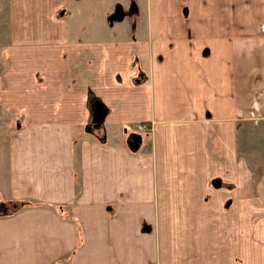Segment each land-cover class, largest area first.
<instances>
[{
  "label": "crops",
  "instance_id": "crops-1",
  "mask_svg": "<svg viewBox=\"0 0 264 264\" xmlns=\"http://www.w3.org/2000/svg\"><path fill=\"white\" fill-rule=\"evenodd\" d=\"M116 1L0 0V264H264V0Z\"/></svg>",
  "mask_w": 264,
  "mask_h": 264
},
{
  "label": "rangeland",
  "instance_id": "rangeland-1",
  "mask_svg": "<svg viewBox=\"0 0 264 264\" xmlns=\"http://www.w3.org/2000/svg\"><path fill=\"white\" fill-rule=\"evenodd\" d=\"M109 0H100V3L103 5L104 3H108ZM129 3V4H128ZM138 3V4H137ZM144 0H117L114 8L115 11L112 15L108 17V20L115 18L116 14L120 11L125 12L135 19L136 17L145 15V11L143 8ZM129 5V9H127ZM264 27V22H263ZM1 28V27H0ZM1 35V34H0ZM2 37L0 36V46L2 43ZM1 62V61H0ZM1 64V63H0ZM97 116V115H96ZM95 115L91 117L89 127L94 129L96 123H99L95 120ZM20 119L18 117L12 116L7 113L3 108L0 106V175H4L5 173V164H6V154H7V143L10 137L11 132L17 127ZM14 208V205L11 202H1L0 203V210H11Z\"/></svg>",
  "mask_w": 264,
  "mask_h": 264
},
{
  "label": "trees",
  "instance_id": "trees-1",
  "mask_svg": "<svg viewBox=\"0 0 264 264\" xmlns=\"http://www.w3.org/2000/svg\"><path fill=\"white\" fill-rule=\"evenodd\" d=\"M94 99L100 104V105H102L103 107H104V110H103V107L102 106H99V105H96V107H95V105H94V107L96 108V118H95V120L96 121H98V119H97V117H98V114L100 113V116L102 117V115L104 114V112H105V109H106V107H105V105L102 103V101L99 99V98H97V97H94ZM94 100V101H95ZM91 102L90 103H92L93 102V99H91L90 100ZM90 124V123H89ZM89 124H88V127H89ZM99 123H96V125L94 126V127H96L97 125H98ZM101 125V124H100ZM90 129L92 128V127H89ZM93 129V128H92ZM14 203H15V207H19L20 205H22V203H23V201H19V200H15L14 201Z\"/></svg>",
  "mask_w": 264,
  "mask_h": 264
},
{
  "label": "built area",
  "instance_id": "built-area-1",
  "mask_svg": "<svg viewBox=\"0 0 264 264\" xmlns=\"http://www.w3.org/2000/svg\"><path fill=\"white\" fill-rule=\"evenodd\" d=\"M136 128L139 130H144V129L148 128V125L146 123L142 122V123H138L136 125Z\"/></svg>",
  "mask_w": 264,
  "mask_h": 264
},
{
  "label": "flooded vegetation",
  "instance_id": "flooded-vegetation-1",
  "mask_svg": "<svg viewBox=\"0 0 264 264\" xmlns=\"http://www.w3.org/2000/svg\"><path fill=\"white\" fill-rule=\"evenodd\" d=\"M95 116H96V115H95ZM95 118H96V117H95ZM97 119H100V118H99V115H98Z\"/></svg>",
  "mask_w": 264,
  "mask_h": 264
}]
</instances>
